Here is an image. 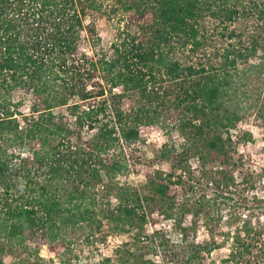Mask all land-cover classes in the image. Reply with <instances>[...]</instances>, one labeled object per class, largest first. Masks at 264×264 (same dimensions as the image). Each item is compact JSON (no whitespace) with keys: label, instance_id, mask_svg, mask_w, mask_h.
Listing matches in <instances>:
<instances>
[{"label":"trees","instance_id":"trees-1","mask_svg":"<svg viewBox=\"0 0 264 264\" xmlns=\"http://www.w3.org/2000/svg\"><path fill=\"white\" fill-rule=\"evenodd\" d=\"M101 7L102 0H0V264L25 240L35 255L43 244L65 248L73 229L139 242L153 213L172 219L183 239L201 226L229 238L214 204L237 176L259 177L244 167L231 131L250 108L264 123V102L245 105L244 88L251 75L264 74V0H116L112 10L126 15V25L105 50L94 19L85 23ZM209 20L225 38L215 58L179 57L206 45ZM236 21L244 27L230 28ZM16 90L31 95L28 112L18 111ZM163 114L182 137L177 149L160 150L168 172L138 149ZM236 136L247 139V132ZM130 170L143 171L139 188L117 184ZM201 185L214 193L197 197ZM99 189L116 204H101ZM262 228L243 221L224 261L264 264ZM216 245L193 241L186 260L205 264ZM129 252L134 264H160Z\"/></svg>","mask_w":264,"mask_h":264},{"label":"rangeland","instance_id":"rangeland-1","mask_svg":"<svg viewBox=\"0 0 264 264\" xmlns=\"http://www.w3.org/2000/svg\"><path fill=\"white\" fill-rule=\"evenodd\" d=\"M115 5L116 0H102L100 12L85 19V23H89L94 19L93 22L100 38V46L104 50L109 47L110 43L117 37L118 32L126 25V15L121 11L115 12L112 10ZM213 24L214 22L210 20L206 22V26L209 28L206 45L201 50H198L197 54L188 58V56H185L187 52L180 51L182 53L179 52L178 56H183V59L193 61L199 58L203 59V54L215 58L217 49L225 42V38L221 39L220 32L222 30L218 29V31L213 32ZM254 24V21L248 22L249 32L255 30ZM244 25L245 23L236 21L230 25V28H241ZM129 30L134 32L137 27L132 25ZM249 32H246L247 37L250 35ZM257 60L258 58H256ZM250 77L247 87L244 86L246 91L249 92V98L245 100V105L247 106L264 102V74H254ZM12 100L22 101L18 111L28 112L30 110L32 97L29 93L16 90L12 93ZM252 109L250 108L245 112L244 123L236 131L232 130L231 132L237 153L242 157L241 161L244 163V167L252 169L254 174L256 173L259 177L255 182L249 180L245 182L246 180L241 181L240 177L237 176V184L224 192L223 196L219 197L214 204L215 213H217L216 217H220L219 228L223 227L222 229L224 230L232 229L229 238L218 234H214V237H212L210 231L201 226L196 234L190 233L187 238L183 239L179 234L177 224L172 219L160 218L156 213H153L146 224L144 238L139 242H134L131 237L118 233L110 234L106 238L97 233L94 237L87 238L88 233L86 230L73 229L66 234L65 248L60 243L54 245L57 249L52 248L49 244H43L38 248V254L35 255L34 243L30 240H25V244L18 246L14 252H4L1 255L2 263L20 264V262H23L24 264H36V261H38L41 264H101V259L109 257L111 259L110 262L113 264H134L133 257L129 256V251H137L138 253H144L143 258L146 261L159 262L160 264H190L186 260L190 243L193 241L205 242L212 239L217 245L210 252V259L205 264H211V262L212 264H262L253 258H251L250 262L239 259L230 260V262L224 261L228 258L231 251L235 229L240 227L243 221H251L261 227L264 226V123H259L254 119ZM147 129L144 142L138 146L139 154L143 159L155 158L153 168L165 172L170 171L169 162L161 159L158 155L163 148L177 149L182 142L180 133L170 122V119L164 118V114L159 122L148 126ZM239 129L247 132V139H240L239 136H236ZM191 164L198 170L199 167L196 160L191 159ZM116 181L119 182L117 183L118 185L128 184L139 188L145 183V176L143 171L136 173L130 170L126 174L119 175ZM214 191L215 188H212L211 185H201L197 192V197L200 195H206L207 197L212 195ZM99 194L101 195L100 199L103 197L102 201H100L101 204H103V201L104 203L109 201L111 205L116 204V200L111 196H104L101 189H99ZM158 230L164 234L163 238L153 233ZM261 230L263 234L260 239L264 240V229L262 228ZM164 239H167V242L162 244ZM67 248L68 250H66ZM116 249H122L121 253L124 255V262L122 261L123 259L119 258L121 254H118ZM127 249L128 253L123 252Z\"/></svg>","mask_w":264,"mask_h":264}]
</instances>
